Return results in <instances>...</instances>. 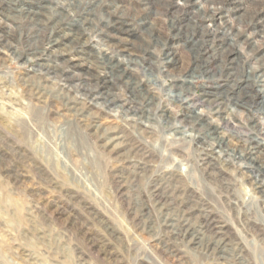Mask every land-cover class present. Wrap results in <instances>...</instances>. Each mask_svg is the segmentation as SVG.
Listing matches in <instances>:
<instances>
[{
    "label": "rangeland",
    "instance_id": "374dc122",
    "mask_svg": "<svg viewBox=\"0 0 264 264\" xmlns=\"http://www.w3.org/2000/svg\"><path fill=\"white\" fill-rule=\"evenodd\" d=\"M64 1L74 3L70 12L80 6V0ZM111 1L124 13L146 12L144 0ZM200 1L201 10L205 2ZM238 3L240 9L228 11L220 24L241 31L238 51L254 67V49L264 58V35L251 33L256 10L252 0ZM162 11L148 14L146 20L154 32L166 36ZM11 31L16 40L10 43H16L19 53L25 47L23 37L17 41L23 30ZM245 35L254 49L244 41ZM88 39L103 47L97 33L88 32ZM181 43H176L178 68L161 62L162 47L154 49L152 74L159 78L158 85H150L158 103L152 121L132 120L136 117L121 108L88 102L78 110L68 97L89 98L73 87L77 82L65 87L60 78L45 75L37 58L16 59L10 49L0 47V264H264V201L239 173L244 163L224 156L214 145L228 161L216 168L198 166L197 151L188 141L193 132L185 131V138L178 140L157 121L164 104L174 117L183 113V106L171 103L164 89L188 63L189 49ZM132 67L140 79L151 78L141 65ZM202 83L213 81L195 79L194 97L200 95ZM203 108L196 105L194 110L204 113ZM252 114L229 106L223 126L229 147L246 131L264 143V112ZM114 135L120 136L119 145L107 142ZM173 170L180 172L178 183L167 178ZM171 186L178 201L192 195L195 208L203 206L206 211L201 213L215 218L227 249L224 254L204 247L212 233L199 226V210L181 223L184 206L163 198ZM192 235L199 237L197 242Z\"/></svg>",
    "mask_w": 264,
    "mask_h": 264
},
{
    "label": "bare ground",
    "instance_id": "6f19581e",
    "mask_svg": "<svg viewBox=\"0 0 264 264\" xmlns=\"http://www.w3.org/2000/svg\"><path fill=\"white\" fill-rule=\"evenodd\" d=\"M144 1L146 12L133 10L128 14L118 10L111 0H80V6L72 12L74 3L64 0H0V47L10 49L16 59H27L26 56L37 58L45 75L60 78L65 82V87L68 83L77 82V86L73 87L81 96L89 98V101H84L68 97V103L78 110H83L85 102H88L92 106L121 108L136 117L132 120L141 118L152 121L156 120L154 109L158 103L156 105L157 96L150 85L159 78H153L152 74L154 49L156 46L162 47L161 62L167 67L178 68L181 55L176 51V43H186L190 52L187 65L177 77H170L168 87L164 85L167 99L183 106V113L174 117L164 104L158 108L160 114L157 121L164 123L178 140L185 138V131L193 132L187 139L197 151L195 160L198 166L216 168L228 161L218 152L242 161L244 164L241 163L242 166L238 168L239 173L250 181L253 194H259L264 201V143L246 130L240 136L234 130L240 140L229 147V134L223 129L227 124L229 106L239 107L251 115L255 111L264 112V92L261 90L264 88V58L255 54V44L245 35L244 41L247 40L250 43L248 47L254 49L252 60L255 66H250L237 48V38H242L241 31L229 24H220L228 11L240 9L238 0H201L205 2L201 10L197 6L199 0ZM252 4L256 10L251 14L254 15L251 22L254 30L251 33L264 35V0H252ZM160 11L159 15L167 20L169 33L166 36L154 32L146 20L148 14L156 15ZM180 20L184 22L179 24ZM11 29L23 30L22 34H25L17 39L19 41L23 37L25 42L24 50L19 53L16 43H10L16 40ZM90 31L98 34L103 47L89 43ZM136 64L141 65L143 72H147L151 78L140 79L135 75L131 69ZM195 79L212 80L213 84L202 83L200 95L194 97L192 84ZM140 94L141 99H138ZM196 105L203 106L205 112H196ZM249 119L252 122L250 116ZM119 138L114 135L107 142L113 144L117 141L113 144L116 146L120 144ZM140 152L145 154L143 150ZM179 175L178 170H173L167 178L178 183ZM175 186H171L168 189L170 192L163 198L175 201L170 203L177 207L184 206L179 218L181 223L189 221L187 215L195 214L194 211H206L203 206L195 208V201L190 198L192 195L185 194L186 200L178 201ZM159 198L162 199L157 196ZM201 211L199 215L203 219L199 226L212 233L204 247L224 254L227 249L215 218H209ZM189 227L190 224H187L186 230ZM190 230L197 232L192 228ZM197 239L199 237L192 235V241L197 242Z\"/></svg>",
    "mask_w": 264,
    "mask_h": 264
}]
</instances>
